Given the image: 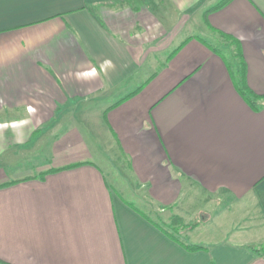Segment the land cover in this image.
<instances>
[{"label": "crops", "instance_id": "obj_1", "mask_svg": "<svg viewBox=\"0 0 264 264\" xmlns=\"http://www.w3.org/2000/svg\"><path fill=\"white\" fill-rule=\"evenodd\" d=\"M0 264H264V0H0Z\"/></svg>", "mask_w": 264, "mask_h": 264}, {"label": "rangeland", "instance_id": "obj_2", "mask_svg": "<svg viewBox=\"0 0 264 264\" xmlns=\"http://www.w3.org/2000/svg\"><path fill=\"white\" fill-rule=\"evenodd\" d=\"M109 153L106 154V157H108ZM112 161H110V163L113 166V170L112 173H115V176L111 175V179L112 181L115 183V185L118 184V181L124 182L123 180H121L120 176L123 172L122 168H118L116 167V161L114 159H111ZM120 174V175H119ZM221 208H218V206H212L210 208H208V211L211 212L212 218H210L211 220H206V225H205V229L204 232L206 234H208L209 236H212L214 239H218L220 237H222V233H220L221 231L223 232L225 229L229 228L231 225V221L234 219L233 217V209H231V213H221L220 210ZM168 214V213H167ZM163 216V215H162ZM165 216V215H164ZM169 216V215H168ZM203 216H193L190 217L188 220H191L193 223H203L205 220L202 219ZM162 220H159L160 224L167 227L166 224H170L171 220H168L169 217H167V223H165L163 221V218H161ZM165 219V218H164ZM177 235L184 239V240H190V238H188L185 234L183 233H177Z\"/></svg>", "mask_w": 264, "mask_h": 264}, {"label": "trees", "instance_id": "obj_3", "mask_svg": "<svg viewBox=\"0 0 264 264\" xmlns=\"http://www.w3.org/2000/svg\"><path fill=\"white\" fill-rule=\"evenodd\" d=\"M243 95L245 96L246 100L249 102V104H251L253 107L256 106V100L258 99V96L254 95V94H249L246 92H243ZM167 227L161 225L160 228L173 240L181 243L182 245L185 246V248H187L188 250L191 251H195V250H199L202 247L198 246V245H187L185 243H183L177 233L179 232L180 228H182L183 226V220L181 217L179 216H173L170 224H166Z\"/></svg>", "mask_w": 264, "mask_h": 264}]
</instances>
